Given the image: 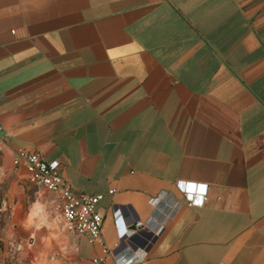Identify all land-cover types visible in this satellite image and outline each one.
<instances>
[{
  "label": "crops",
  "instance_id": "obj_1",
  "mask_svg": "<svg viewBox=\"0 0 264 264\" xmlns=\"http://www.w3.org/2000/svg\"><path fill=\"white\" fill-rule=\"evenodd\" d=\"M19 149L104 194L105 264H264V0H0V264H94Z\"/></svg>",
  "mask_w": 264,
  "mask_h": 264
},
{
  "label": "built area",
  "instance_id": "obj_2",
  "mask_svg": "<svg viewBox=\"0 0 264 264\" xmlns=\"http://www.w3.org/2000/svg\"><path fill=\"white\" fill-rule=\"evenodd\" d=\"M13 163L15 166L26 168L31 183L55 193L60 199L59 208L67 231L85 235L90 243L102 246L104 257L94 258V264H105L109 257L116 256L114 250L106 245L102 233L104 216L99 211V204L104 199L103 193L74 192L69 181L60 172V161H48L37 151L19 149L16 151ZM177 187L190 206L204 205L208 196L207 184L180 180L177 182ZM115 192L112 189L109 194L114 195ZM143 225V223L137 224L138 227ZM136 261V257H131L117 264H135Z\"/></svg>",
  "mask_w": 264,
  "mask_h": 264
},
{
  "label": "clouds",
  "instance_id": "obj_3",
  "mask_svg": "<svg viewBox=\"0 0 264 264\" xmlns=\"http://www.w3.org/2000/svg\"><path fill=\"white\" fill-rule=\"evenodd\" d=\"M39 201H37L38 203ZM35 206V204L33 205ZM29 216L32 215V212H31V209L29 210ZM52 224H53V221L51 219V216L48 215L46 216L45 218L43 219H33V221L28 225L30 228H34L36 229L37 231L41 230V229H46V230H49V231H52Z\"/></svg>",
  "mask_w": 264,
  "mask_h": 264
},
{
  "label": "water",
  "instance_id": "obj_4",
  "mask_svg": "<svg viewBox=\"0 0 264 264\" xmlns=\"http://www.w3.org/2000/svg\"><path fill=\"white\" fill-rule=\"evenodd\" d=\"M192 185H194V184H192ZM137 228H138L137 224H134V225L132 226V229H134V230H137Z\"/></svg>",
  "mask_w": 264,
  "mask_h": 264
}]
</instances>
